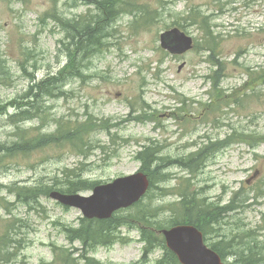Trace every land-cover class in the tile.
Segmentation results:
<instances>
[{"label":"rangeland","instance_id":"rangeland-1","mask_svg":"<svg viewBox=\"0 0 264 264\" xmlns=\"http://www.w3.org/2000/svg\"><path fill=\"white\" fill-rule=\"evenodd\" d=\"M113 4L109 8L116 20L107 24L113 34L107 48L90 58L89 77L71 79L64 87L67 97L49 99L53 115L42 120L43 126L38 118L20 124L30 138L53 132L56 120L61 119V133L69 125L90 123L83 130L92 146L81 153L75 146L55 142L0 164V264H88L74 250L81 248L80 242L70 244L62 226H77L81 210L43 195L40 206L28 205L10 186L52 183L64 169L83 162L82 175L90 180L130 175L141 166L137 153L151 142L164 147L168 171L177 178L164 182L167 192L155 179L143 201L168 209L188 186L199 203L203 199L227 205L236 196L235 210L205 227L208 241L239 235L232 248L224 249L226 260L237 249H247L257 236L264 240V0H113ZM96 11L90 0H0V51L13 78L8 84L0 81V103L27 93L33 80L26 71L39 80L68 63L66 53L59 50L65 34L52 15L72 19ZM175 26L196 42L182 56L160 46L161 33ZM208 29L217 43L214 50ZM14 129L5 116L0 117V143L13 140ZM210 135L216 145L196 167V159L185 166L176 161L188 157L205 139L210 144ZM132 225L119 226L115 242L91 254L94 263L155 264L162 254L160 246L146 254V242L139 238L148 227ZM62 246L74 254L66 258Z\"/></svg>","mask_w":264,"mask_h":264},{"label":"trees","instance_id":"trees-1","mask_svg":"<svg viewBox=\"0 0 264 264\" xmlns=\"http://www.w3.org/2000/svg\"><path fill=\"white\" fill-rule=\"evenodd\" d=\"M96 5L97 11L93 14H86L81 18H66L55 13L52 17L58 22L65 36L60 41L62 47L59 49L66 53L68 63L58 72H52L53 76L47 82L33 83L27 93L15 96L8 102L0 103V117L5 116L8 123L15 126L14 139L0 143V164H8L6 162H14L16 159L28 156L36 149H43L55 142H63L78 148V151L84 153L89 145L92 146V139H85L86 130L91 126L90 123L85 126H67L65 132H62L61 119L56 120V128L53 132H41L30 138L27 137V128L20 125L25 120H33L38 118L41 121L40 126H43L42 120L51 119L53 107L48 104L49 99H60L67 97L68 91L65 90V85L71 79H85L88 76V71L91 69L90 58L101 52L107 45L108 40L112 36V32L108 28L111 22L116 20L113 15V10L109 8L113 4V0H90ZM109 24V25H107ZM111 26V25H110ZM208 33L211 30L208 29ZM214 39L213 36H211ZM209 45H213L209 41ZM107 48V47H106ZM104 48V49H106ZM103 49V50H104ZM3 53L0 51V81L10 83L13 81L11 74L8 72ZM89 77V76H88ZM264 82V81H263ZM30 97L29 99H25ZM10 107L15 110L10 112ZM83 131L82 137L79 133ZM254 145V144H253ZM84 148V150H83ZM161 147H158L153 142L143 145L142 150L137 153V158L141 162L140 170L148 174L150 178V188L155 185V179L158 188L162 192H167L168 187H163L164 182L171 178L166 170L168 168V156L158 155ZM75 169H64L62 177L55 176L52 183L40 182L39 184H23L13 185L10 191H16L19 201L30 204L35 203L40 206L39 198L49 196L54 190L63 193L73 194L83 191L92 190L101 181L90 180L82 175V167L84 162ZM71 175H68V173ZM160 184V185H159ZM166 185V184H165ZM241 194L239 191L238 196ZM182 199L178 202V206L174 208V204L168 205V209L163 206H154L146 201H139L131 207L132 212L123 213L125 210L115 212L111 217L106 219L80 217L77 226H68L63 224L66 238L70 244L79 241L81 248L74 247L78 256L87 260L88 264L94 263L96 259L93 252L99 246H107L113 244L116 235V229L122 225L133 226V223H142L148 228L142 230V240L146 242L145 253L152 251L157 245L162 249V256L157 259L156 264H181L176 255L170 251L165 244L164 238L158 234V230L173 226L179 223H190L203 231L205 235V227L214 225L218 221L231 212L238 204V198L234 196L229 204L220 205L215 203H207L203 199L199 203L194 199L193 194L183 193ZM242 202V200L240 201ZM170 212L171 214H167ZM173 212V215H172ZM159 217L162 219L159 220ZM157 219V220H156ZM243 230V229H242ZM239 229L238 232L242 231ZM239 235H233L232 238L219 239L217 242L207 243L216 250L225 260L228 255L227 250L232 248V241L238 238ZM227 250L224 252V249ZM65 252V257L69 258L74 253L69 248L59 247ZM237 257L229 264H260L264 260V243H252L247 249L234 251ZM5 256H8L6 254ZM64 257V258H65Z\"/></svg>","mask_w":264,"mask_h":264},{"label":"water","instance_id":"water-1","mask_svg":"<svg viewBox=\"0 0 264 264\" xmlns=\"http://www.w3.org/2000/svg\"><path fill=\"white\" fill-rule=\"evenodd\" d=\"M161 46L172 54H182L193 46L192 37L178 27L161 34ZM149 180L143 172L120 176L94 187L92 194H66L54 190L50 197L81 210L86 218L106 219L122 208L138 202L146 193ZM166 244L182 264H225L222 257L207 244L193 225H176L162 231Z\"/></svg>","mask_w":264,"mask_h":264},{"label":"bare ground","instance_id":"bare-ground-1","mask_svg":"<svg viewBox=\"0 0 264 264\" xmlns=\"http://www.w3.org/2000/svg\"><path fill=\"white\" fill-rule=\"evenodd\" d=\"M25 73H26V75H29V76L32 78V80H33L32 83H43V82H47V81L50 80V78L53 76V74L48 73V74H47L45 77H43L42 79L36 80L35 77H34V75H32L31 73H29V72H27V71H26ZM218 222H219V221H218ZM196 228H197L198 230H200L199 227L196 226ZM200 231H201L202 234H203V239H204V241H206V239H205V235H204L203 231H202V230H200ZM222 236H224V234H222ZM255 242H258L259 244H261V243H264V240L259 239L258 236H257ZM235 257H237L236 254H230V255L228 256V258H226V260H224V263H225V264H229L231 261L234 260ZM260 264H264V260H263L262 262H260Z\"/></svg>","mask_w":264,"mask_h":264}]
</instances>
